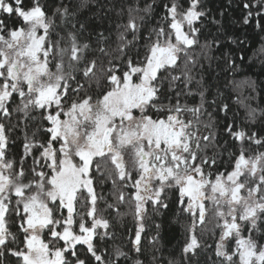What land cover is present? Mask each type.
I'll return each mask as SVG.
<instances>
[{
    "label": "snow or ice",
    "instance_id": "obj_1",
    "mask_svg": "<svg viewBox=\"0 0 264 264\" xmlns=\"http://www.w3.org/2000/svg\"><path fill=\"white\" fill-rule=\"evenodd\" d=\"M233 6L264 34V0L219 19L207 0H0V264H264V108L228 102L257 92L234 78Z\"/></svg>",
    "mask_w": 264,
    "mask_h": 264
},
{
    "label": "trees",
    "instance_id": "obj_2",
    "mask_svg": "<svg viewBox=\"0 0 264 264\" xmlns=\"http://www.w3.org/2000/svg\"><path fill=\"white\" fill-rule=\"evenodd\" d=\"M208 7L212 10V14L215 15L218 19L219 11L222 8L227 7L228 0H207ZM91 13L89 10H84L83 15L89 16ZM239 11L235 9L233 6L232 9L226 13L223 18L224 29L228 35H234L240 39H246L247 43L245 45L246 51L244 53L245 60L243 62V66L240 71L236 73L235 80L237 83L242 82L244 80H254L257 82V92L253 93L251 89L243 88L233 90L230 87L227 90V94L229 96V103L231 104L234 110L239 109L241 116L244 114V110L239 108V105L236 103L237 99H244L245 97L254 96L255 99L245 100V103H250L253 106H259L264 108V54L259 53V49L262 45H264V34H258L252 28L246 27H238L237 25L232 23V20L238 18ZM211 31L212 33L216 32V26L209 25L207 32ZM204 37H201L203 42ZM225 47L221 49L224 51L226 49H232L236 53L237 62L239 63L240 52L237 50L236 45H231L227 42L226 38L222 37ZM217 55L219 52L216 53ZM110 187V185L108 186ZM108 187L104 189L105 192L108 191ZM123 210V209H122ZM125 224L128 227L132 226L131 218H127L125 220ZM150 235H154L155 233H149ZM162 240L161 244L163 245V255L168 257L169 255L177 256L179 253L180 246L183 243V236L180 232V229L176 225H172L170 223V218H165L164 220V228L161 233ZM145 245L147 246V239H145Z\"/></svg>",
    "mask_w": 264,
    "mask_h": 264
}]
</instances>
